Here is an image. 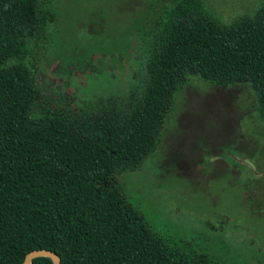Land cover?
Here are the masks:
<instances>
[{"label": "trees", "instance_id": "obj_1", "mask_svg": "<svg viewBox=\"0 0 264 264\" xmlns=\"http://www.w3.org/2000/svg\"><path fill=\"white\" fill-rule=\"evenodd\" d=\"M56 17L53 0H0V264L41 248L60 264H264L263 235L247 232L257 250L234 255L203 232L164 238L119 180L157 149L175 95L193 77L248 84L264 121V0L230 22L203 0H167L134 29L143 54L136 92L79 109L46 98L38 81ZM262 178L241 184L236 203L254 221L264 214Z\"/></svg>", "mask_w": 264, "mask_h": 264}, {"label": "rangeland", "instance_id": "obj_2", "mask_svg": "<svg viewBox=\"0 0 264 264\" xmlns=\"http://www.w3.org/2000/svg\"><path fill=\"white\" fill-rule=\"evenodd\" d=\"M166 1L53 0L57 17L38 63L46 98L79 109L132 96L143 56L134 29ZM203 3L230 22L253 14L260 0ZM256 105L248 84L221 86L193 77L180 87L157 149L119 179L157 233L178 241L203 232L232 255L257 250L251 235L264 236V214L254 221L236 206L241 184L264 177V121Z\"/></svg>", "mask_w": 264, "mask_h": 264}, {"label": "water", "instance_id": "obj_3", "mask_svg": "<svg viewBox=\"0 0 264 264\" xmlns=\"http://www.w3.org/2000/svg\"><path fill=\"white\" fill-rule=\"evenodd\" d=\"M38 256H48L51 258L52 260V264H60L61 262V258L58 254H56L55 252L48 250V249H34L29 251L21 264H30L32 259Z\"/></svg>", "mask_w": 264, "mask_h": 264}]
</instances>
